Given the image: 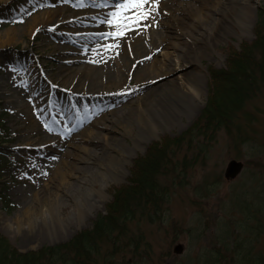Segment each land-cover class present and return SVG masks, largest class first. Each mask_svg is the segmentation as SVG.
Segmentation results:
<instances>
[{"label": "rangeland", "instance_id": "rangeland-1", "mask_svg": "<svg viewBox=\"0 0 264 264\" xmlns=\"http://www.w3.org/2000/svg\"><path fill=\"white\" fill-rule=\"evenodd\" d=\"M92 2L0 0V195L8 201L0 200V233L20 252L91 228L116 190L130 184L133 162L196 121L211 90L210 72L224 68L230 54L253 41L262 19L264 24V0H251L254 14L244 28L219 22L223 0H159L146 29L112 42L99 35L113 30L100 22L112 9ZM177 3L190 7L176 25L164 8ZM192 25L197 30L191 32ZM163 30L168 43L150 49L151 36L160 42ZM103 40L119 43L111 53L113 81L94 93L82 91L87 79L78 69L92 64ZM179 56L198 61L196 103L176 71L160 77L151 72L175 66ZM170 108L179 110L173 118ZM245 108L255 111L262 133L264 90ZM230 138L219 129L168 148L165 159L173 168L157 178L164 210L153 221L129 223L130 233L147 245L136 256L124 254L121 264H264V153L251 155ZM230 159L244 163L233 180L223 176ZM242 191L252 208L237 204ZM177 243L181 254L173 252Z\"/></svg>", "mask_w": 264, "mask_h": 264}, {"label": "trees", "instance_id": "trees-1", "mask_svg": "<svg viewBox=\"0 0 264 264\" xmlns=\"http://www.w3.org/2000/svg\"><path fill=\"white\" fill-rule=\"evenodd\" d=\"M210 81V93L196 121L180 136L152 144L144 156L133 162L130 184L116 190L105 213L96 216L91 228L77 232L66 242L28 252L16 250L0 233V264H121L124 254L136 256L142 246L147 245L140 234L130 233L129 223L135 219L153 221L164 210V197L157 178L173 168L165 159L169 147L191 135H207L224 129L236 148L245 146L251 155L264 153V131L259 133L255 127V111L251 114L245 108L248 101L264 90L263 19L255 28L253 41L230 54L224 68L212 70ZM246 199L242 191L236 197L237 204L241 208L244 204L252 208ZM0 200L8 202L1 195Z\"/></svg>", "mask_w": 264, "mask_h": 264}, {"label": "bare ground", "instance_id": "bare-ground-1", "mask_svg": "<svg viewBox=\"0 0 264 264\" xmlns=\"http://www.w3.org/2000/svg\"><path fill=\"white\" fill-rule=\"evenodd\" d=\"M223 4L225 5V12L224 16L222 15L221 20L219 22H234L239 28H244L248 23L252 22V14H254V9L250 6L251 0H223ZM186 3L181 4L177 3L174 7H168L166 6L164 8L165 13L168 18L173 20L174 24H179L181 20H184V13L189 8ZM197 22H201V19L199 17L195 18ZM164 25H168L167 22H164ZM167 27V26H166ZM166 29V28H165ZM180 30L182 32L183 30ZM194 30H197L195 25H192L191 32ZM208 32L214 33V30H209ZM187 33V32H182ZM168 38V33L166 30L161 31L160 34V42L157 41V37L154 38L151 36V38L148 41V45L150 49L158 48L160 44L166 45L168 42H166ZM114 42V40H112ZM106 43V40H103L100 42V45L98 46L101 48V50L95 51L94 55L91 57L92 64L85 65L83 68H79L78 71L85 74L86 79L83 83V87L81 90L85 92H91L95 91V88L99 86L102 82H112V67H113V58L111 57L112 51H105L104 44ZM108 44H112L111 42ZM107 45V44H106ZM88 52V50H87ZM86 53V50H85ZM143 55H140L141 57ZM167 59H170V56H165ZM198 61L194 57H178L177 62L175 63V66L171 67H159L154 68L152 67L151 72H154L158 77L167 75L171 72L176 71L177 76L181 79L182 85L185 87L187 91V96H189L193 101L196 103V98L198 96V92L200 91V78L198 76ZM116 84V81L113 83ZM171 87H174L171 86ZM179 104L181 106H184V101L179 100ZM179 113V110L177 108H170L167 111L168 118H173ZM102 193V191H101Z\"/></svg>", "mask_w": 264, "mask_h": 264}, {"label": "snow or ice", "instance_id": "snow-or-ice-1", "mask_svg": "<svg viewBox=\"0 0 264 264\" xmlns=\"http://www.w3.org/2000/svg\"><path fill=\"white\" fill-rule=\"evenodd\" d=\"M67 2V0H65ZM159 0H93L91 7L106 8L111 7L105 18L100 22L107 24L112 31L99 33L102 38H111L118 41L125 37L130 31L143 30L148 27L144 22L152 17L153 11L158 8ZM76 7H85V0H77ZM96 19V17H94ZM105 51H112L119 48V43H112L103 46ZM118 54V52H117ZM15 71V69H13ZM20 87H25L21 82ZM47 127V125H45ZM51 131V128L48 129ZM74 128L67 129L71 134ZM47 175V173H42Z\"/></svg>", "mask_w": 264, "mask_h": 264}, {"label": "water", "instance_id": "water-1", "mask_svg": "<svg viewBox=\"0 0 264 264\" xmlns=\"http://www.w3.org/2000/svg\"><path fill=\"white\" fill-rule=\"evenodd\" d=\"M243 162L236 160V159H230L224 169V173L223 176L225 179L227 180H233L234 178H236L240 172L243 169ZM183 251V245L180 243H177L174 247H173V252L176 254H180Z\"/></svg>", "mask_w": 264, "mask_h": 264}]
</instances>
